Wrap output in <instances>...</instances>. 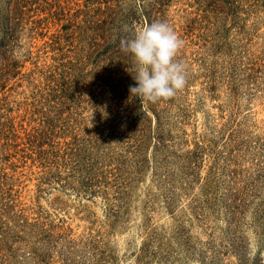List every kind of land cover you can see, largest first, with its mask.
<instances>
[{
	"label": "rangeland",
	"instance_id": "374dc122",
	"mask_svg": "<svg viewBox=\"0 0 264 264\" xmlns=\"http://www.w3.org/2000/svg\"><path fill=\"white\" fill-rule=\"evenodd\" d=\"M12 1L0 0V264H264V0H163L188 107L171 105V148L197 163L172 162L187 182L171 208L152 137L125 202L102 162L85 165L94 134L123 127L91 76L100 0ZM117 1L137 30L157 0ZM93 169L87 188L78 176Z\"/></svg>",
	"mask_w": 264,
	"mask_h": 264
},
{
	"label": "trees",
	"instance_id": "16d2710c",
	"mask_svg": "<svg viewBox=\"0 0 264 264\" xmlns=\"http://www.w3.org/2000/svg\"><path fill=\"white\" fill-rule=\"evenodd\" d=\"M19 4L20 0H13L10 10ZM148 7L149 9L145 11L146 26L156 21L165 22V1L150 2ZM91 9L96 11V16L92 15L91 22L86 25L87 32L91 34V49L88 56H92L96 63L91 76L96 78V84L99 86L100 100L104 95L106 99L117 98L118 101L115 103L103 100L101 107L111 108L114 113L119 111L120 119L116 121L122 123L123 127L117 123L105 124L101 131L96 132L92 137L94 142L90 145L92 151L88 154L91 159L87 160L85 165L92 167L102 162L104 180L116 187L114 192L118 202H125L134 179L142 172L144 163L148 160L145 156V144L147 138L152 137L154 139L152 172L160 185L165 206L171 208L177 189L187 182L184 177L187 170L177 167L175 171L172 165L175 163V167L180 166L188 158L184 160L181 154L173 152L171 148L176 145L174 144L176 137H173L175 134L170 127L172 118L169 114L173 104L180 116L185 114L188 107L179 101L183 88L177 90L173 97L161 98L155 102L132 95L129 86L136 84L133 78L136 75V64L132 54L121 51L120 40L134 35L136 10L122 11V5L117 0H100L99 4L92 5ZM10 20L13 22L15 19ZM175 59L178 61V54ZM146 109L151 112L148 113ZM196 164V159L188 160L187 169L193 168ZM101 170L93 169L94 175L90 176L84 171L82 176L79 174L78 177L82 183L88 184L87 188H91L88 182L94 183V177L102 175ZM11 230L12 228H5L1 232V237L6 238ZM34 254L37 258L40 256L36 252Z\"/></svg>",
	"mask_w": 264,
	"mask_h": 264
},
{
	"label": "clouds",
	"instance_id": "9594fccd",
	"mask_svg": "<svg viewBox=\"0 0 264 264\" xmlns=\"http://www.w3.org/2000/svg\"><path fill=\"white\" fill-rule=\"evenodd\" d=\"M184 41L166 22L156 21L120 40L121 51L130 53L136 64V84L129 91L155 102L168 99L185 85L184 65L175 58Z\"/></svg>",
	"mask_w": 264,
	"mask_h": 264
}]
</instances>
